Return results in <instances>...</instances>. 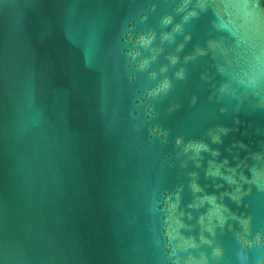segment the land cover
Here are the masks:
<instances>
[{
	"label": "water",
	"instance_id": "95a60500",
	"mask_svg": "<svg viewBox=\"0 0 264 264\" xmlns=\"http://www.w3.org/2000/svg\"><path fill=\"white\" fill-rule=\"evenodd\" d=\"M0 264H264V0H0Z\"/></svg>",
	"mask_w": 264,
	"mask_h": 264
}]
</instances>
